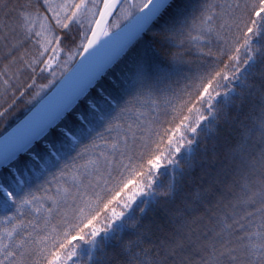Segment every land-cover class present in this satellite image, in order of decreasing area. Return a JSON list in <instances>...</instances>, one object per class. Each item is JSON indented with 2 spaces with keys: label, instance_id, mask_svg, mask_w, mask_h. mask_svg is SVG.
I'll use <instances>...</instances> for the list:
<instances>
[{
  "label": "snow or ice",
  "instance_id": "6c2138e0",
  "mask_svg": "<svg viewBox=\"0 0 264 264\" xmlns=\"http://www.w3.org/2000/svg\"><path fill=\"white\" fill-rule=\"evenodd\" d=\"M0 62V264H264V0H0Z\"/></svg>",
  "mask_w": 264,
  "mask_h": 264
},
{
  "label": "trees",
  "instance_id": "16d2710c",
  "mask_svg": "<svg viewBox=\"0 0 264 264\" xmlns=\"http://www.w3.org/2000/svg\"><path fill=\"white\" fill-rule=\"evenodd\" d=\"M101 3H102V0H101ZM118 11V10H117ZM197 33L195 31L192 32V36H195ZM29 48H32V52L35 53L36 52V47L33 46L32 42H29V45H28ZM185 49H188L190 51V55L189 56H186L185 59H189V60H193L195 61L197 59V55H198V52L201 50L200 48V44L198 43H193L191 40H189L187 37L185 38V46H184V49H180L181 52H183ZM206 50V49H205ZM31 58V56L29 57ZM47 58V57H45ZM3 68V62H0V69ZM39 71V70H38ZM30 75V73H25L24 76L22 77V79H27V77ZM0 85H2V80H0ZM0 90H2V88H0ZM11 91V89H10ZM17 114L19 115V110L17 112ZM165 127H168L167 125H165ZM4 128H5V125H4V122L0 121V132H3L4 131ZM70 180V177L68 178ZM59 186L61 188L63 187H66L67 185L64 184V181L61 180L59 181ZM57 185L56 184H53L52 186V192L48 193V195H55V189H56ZM38 195H45L44 192H40L38 193ZM46 206H47V202H46ZM47 216V213L44 212L41 214V226H43V218ZM32 217L31 216H28V217H25V219H31ZM57 222V219L56 218H53V221L52 223H56ZM51 227V224H49V228ZM41 235H43V233H41Z\"/></svg>",
  "mask_w": 264,
  "mask_h": 264
},
{
  "label": "rangeland",
  "instance_id": "374dc122",
  "mask_svg": "<svg viewBox=\"0 0 264 264\" xmlns=\"http://www.w3.org/2000/svg\"><path fill=\"white\" fill-rule=\"evenodd\" d=\"M119 11V10H118Z\"/></svg>",
  "mask_w": 264,
  "mask_h": 264
}]
</instances>
